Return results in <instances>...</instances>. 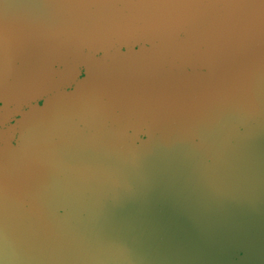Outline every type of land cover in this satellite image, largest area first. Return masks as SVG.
Here are the masks:
<instances>
[{
    "label": "water",
    "instance_id": "95a60500",
    "mask_svg": "<svg viewBox=\"0 0 264 264\" xmlns=\"http://www.w3.org/2000/svg\"><path fill=\"white\" fill-rule=\"evenodd\" d=\"M0 264H264V0H0Z\"/></svg>",
    "mask_w": 264,
    "mask_h": 264
},
{
    "label": "clouds",
    "instance_id": "9594fccd",
    "mask_svg": "<svg viewBox=\"0 0 264 264\" xmlns=\"http://www.w3.org/2000/svg\"><path fill=\"white\" fill-rule=\"evenodd\" d=\"M41 103H43V102H41Z\"/></svg>",
    "mask_w": 264,
    "mask_h": 264
}]
</instances>
